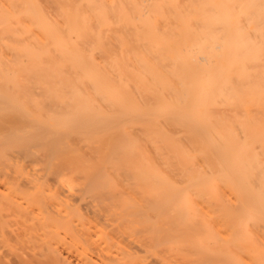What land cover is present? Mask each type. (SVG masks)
Segmentation results:
<instances>
[{
    "label": "bare ground",
    "instance_id": "obj_1",
    "mask_svg": "<svg viewBox=\"0 0 264 264\" xmlns=\"http://www.w3.org/2000/svg\"><path fill=\"white\" fill-rule=\"evenodd\" d=\"M0 264H264V0H0Z\"/></svg>",
    "mask_w": 264,
    "mask_h": 264
},
{
    "label": "rangeland",
    "instance_id": "obj_2",
    "mask_svg": "<svg viewBox=\"0 0 264 264\" xmlns=\"http://www.w3.org/2000/svg\"><path fill=\"white\" fill-rule=\"evenodd\" d=\"M111 239L113 240V238L111 237V238L109 239V241H110ZM113 241H114V240H113ZM113 241H112V243L110 242V243H111V247L113 246ZM89 242H92V244L95 245V244L93 243V241H89ZM89 242H88V243H89ZM88 243H87V244H88ZM108 243H109V242H108ZM90 244H91V243H90ZM90 244H88V246H89ZM93 245H90V246L94 247ZM109 245H110V244H109ZM20 246H21V245H20ZM92 247H91V248H92ZM21 249H22V248H21ZM90 251H91V250H90Z\"/></svg>",
    "mask_w": 264,
    "mask_h": 264
}]
</instances>
